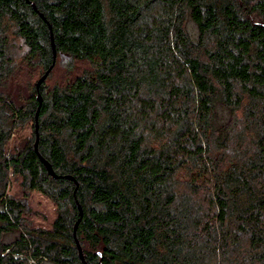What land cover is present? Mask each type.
<instances>
[{
  "label": "trees",
  "instance_id": "16d2710c",
  "mask_svg": "<svg viewBox=\"0 0 264 264\" xmlns=\"http://www.w3.org/2000/svg\"><path fill=\"white\" fill-rule=\"evenodd\" d=\"M49 26L89 67L19 93L17 41L41 77ZM85 263L264 264V0H0V264Z\"/></svg>",
  "mask_w": 264,
  "mask_h": 264
},
{
  "label": "rangeland",
  "instance_id": "374dc122",
  "mask_svg": "<svg viewBox=\"0 0 264 264\" xmlns=\"http://www.w3.org/2000/svg\"><path fill=\"white\" fill-rule=\"evenodd\" d=\"M16 45V51L20 53L19 55H16L17 65L23 68L17 73L11 87L16 91L20 90L22 93H25L27 92V85H35L40 76L37 70H35L36 72L32 73L30 66L21 60L24 52V47L21 45V41H17ZM87 67L89 66L84 61H77L67 55H57L56 53L55 67L52 70L50 76L45 81V84L48 88H52L55 85H64L69 80H72L77 75L81 74ZM32 126L33 122L29 121L23 123L15 130L12 139L9 142V150H13L14 147L21 146L32 137ZM8 193L24 202V220L28 228H52L53 222L57 216V210L54 202L39 192L27 191L23 189L20 185V180H15L13 177L10 179ZM13 237L14 236H7L6 240H11Z\"/></svg>",
  "mask_w": 264,
  "mask_h": 264
},
{
  "label": "water",
  "instance_id": "95a60500",
  "mask_svg": "<svg viewBox=\"0 0 264 264\" xmlns=\"http://www.w3.org/2000/svg\"><path fill=\"white\" fill-rule=\"evenodd\" d=\"M32 6L35 8V5H34V3H32ZM41 16H42V14H41ZM49 28H50V31H51V27L49 26ZM50 36H51V46H52V50H53V64L51 65V67L38 79V81L36 82V90L37 91H39V88H40V86L42 85V83L47 79V77H48V75H49V73H50V71H51V69L53 68V66H54V64H55V61H56V50H55V45H54V39H53V34H52V31H51V34H50ZM38 98H39V100L41 99L40 98V94H38ZM41 101V100H40ZM36 133H37V130H38V127H37V118H38V112L36 113ZM35 150L37 151V141H36V143H35ZM40 159L43 161V163L46 165V167H47V169H48V171H49V173L51 174V175H53L54 177H57L56 176V174L54 173V171H53V169H52V167H51V165L44 159V158H42V157H40ZM79 210H80V219H81V217H82V209H81V207L79 206ZM80 219L76 222V224H75V230H76V228H77V226H78V224H79V221H80ZM76 242H77V246H78V249H79V253H80V256H81V258H82V260L84 261V258H83V253H82V250H81V247H80V244L78 243V241L76 240ZM86 264V263H85Z\"/></svg>",
  "mask_w": 264,
  "mask_h": 264
},
{
  "label": "built area",
  "instance_id": "2783aa9c",
  "mask_svg": "<svg viewBox=\"0 0 264 264\" xmlns=\"http://www.w3.org/2000/svg\"><path fill=\"white\" fill-rule=\"evenodd\" d=\"M30 262H31V263H35V261H34V260H32V259L30 260Z\"/></svg>",
  "mask_w": 264,
  "mask_h": 264
}]
</instances>
